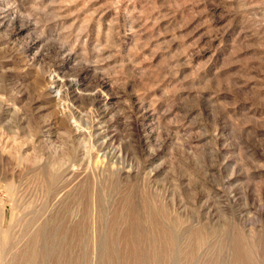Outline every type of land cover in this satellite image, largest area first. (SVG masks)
<instances>
[{
  "label": "rangeland",
  "instance_id": "obj_1",
  "mask_svg": "<svg viewBox=\"0 0 264 264\" xmlns=\"http://www.w3.org/2000/svg\"><path fill=\"white\" fill-rule=\"evenodd\" d=\"M0 264H264V0H0Z\"/></svg>",
  "mask_w": 264,
  "mask_h": 264
}]
</instances>
